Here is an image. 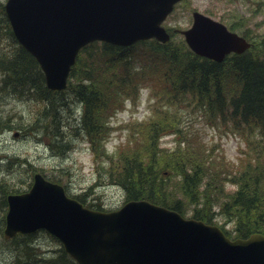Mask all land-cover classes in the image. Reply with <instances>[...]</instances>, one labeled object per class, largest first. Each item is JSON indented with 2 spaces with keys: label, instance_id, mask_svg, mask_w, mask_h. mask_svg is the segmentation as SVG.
I'll list each match as a JSON object with an SVG mask.
<instances>
[{
  "label": "trees",
  "instance_id": "trees-1",
  "mask_svg": "<svg viewBox=\"0 0 264 264\" xmlns=\"http://www.w3.org/2000/svg\"><path fill=\"white\" fill-rule=\"evenodd\" d=\"M3 9L0 0V25L8 33ZM2 47L0 91L12 89L44 102L43 125L51 126L47 134L51 146L58 148L65 145L60 109L67 106L68 96L79 98L83 107L80 127L96 156L107 158L106 180L123 189L125 200L144 198L190 212L219 223L233 237L264 233L263 43L217 63L193 53L183 39L167 44L149 39L127 47L94 41L81 49L68 86L60 92L46 88L35 58L15 38L11 47ZM145 84L154 96L152 115L134 124L126 141L108 153L104 148L112 129L108 116L127 97L135 100ZM181 103L201 109L211 123L227 124L240 134L245 146L238 160L208 146L198 132L184 129L177 107ZM8 121L0 111V127ZM170 133L175 136L174 147H161L160 137ZM91 193L92 187L75 197L100 208L98 201H87ZM228 222L233 230L226 229ZM34 238V233L18 234L8 241L16 245L23 263L77 264L61 245L53 253H43L45 249L39 250Z\"/></svg>",
  "mask_w": 264,
  "mask_h": 264
},
{
  "label": "water",
  "instance_id": "water-1",
  "mask_svg": "<svg viewBox=\"0 0 264 264\" xmlns=\"http://www.w3.org/2000/svg\"><path fill=\"white\" fill-rule=\"evenodd\" d=\"M178 0H7L17 39L40 62L49 89L66 86L78 50L92 40L117 45L169 34L160 25ZM186 41L221 60L249 43L202 13H193ZM5 237L43 228L79 264H264V234L230 239L216 225L132 200L114 211L84 207L59 184L34 175L28 192L8 196Z\"/></svg>",
  "mask_w": 264,
  "mask_h": 264
},
{
  "label": "rangeland",
  "instance_id": "rangeland-1",
  "mask_svg": "<svg viewBox=\"0 0 264 264\" xmlns=\"http://www.w3.org/2000/svg\"><path fill=\"white\" fill-rule=\"evenodd\" d=\"M193 9L227 24L233 21L238 24H249L250 32L254 33L258 28L263 30L264 35V0H183L175 6L172 15L165 20V27L183 29L189 26ZM228 14H235L242 18L229 21L231 16ZM175 39H181L180 35H176ZM254 39L259 40L260 38L256 36ZM2 45L11 47L12 40L5 28L0 25V49H3ZM145 86L146 84L138 91L139 95L135 102H124L112 116L111 124L115 129L112 130L106 142L109 149H114L118 143L124 141L129 130L133 129L132 125L127 127L125 124H129L134 118L145 119L150 112L153 97L150 96V88ZM2 92L0 93V111L4 116L10 115L15 123L11 128L6 127L0 130V157H3L0 160V190L4 181L14 183L11 186H26L31 172L34 169H41L48 177L59 178L72 194L83 192L93 184L94 192L87 195V201L102 202L105 209L118 208L123 203L125 195L122 188L107 182L103 170L105 166L103 168L97 166L88 139L79 136V133L72 128L75 124L72 116V110L76 106L74 98L68 96L67 106L60 109L62 117L60 128L64 133L61 140L66 145L58 148L51 146V139L47 134L49 132L47 127L50 129L51 126L43 125L45 103L39 101L36 96L26 101L15 95L6 94L5 91ZM177 107L180 108L179 114L184 129L198 132L208 146L214 150L223 151L231 160L237 159L240 153L238 151L245 146L240 134L233 132L227 124L211 123L199 108L186 103H181ZM37 118H39L38 133L36 131ZM54 118L56 120L57 113ZM27 122L30 123L29 130L23 128ZM16 130L20 131L17 137L13 135ZM174 143L175 137L171 134L163 136L160 140V146L163 148L173 147ZM228 186L230 187V183ZM2 214L3 206L0 201V228ZM34 239L39 250L45 249L43 252L45 254L53 253L59 246L43 230L37 232ZM15 257V248L3 238L0 230V264H14Z\"/></svg>",
  "mask_w": 264,
  "mask_h": 264
},
{
  "label": "bare ground",
  "instance_id": "bare-ground-1",
  "mask_svg": "<svg viewBox=\"0 0 264 264\" xmlns=\"http://www.w3.org/2000/svg\"><path fill=\"white\" fill-rule=\"evenodd\" d=\"M12 246H13L14 248L16 247V246H14V245H12ZM15 250H16V248H15ZM23 259H24V258H18V254L16 253V257H15L13 263H14V264H23ZM24 264H27V262L25 261Z\"/></svg>",
  "mask_w": 264,
  "mask_h": 264
}]
</instances>
